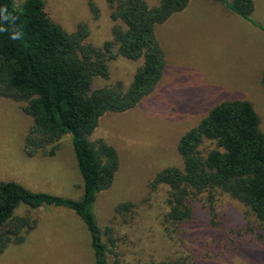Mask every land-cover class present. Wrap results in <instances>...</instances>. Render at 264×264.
<instances>
[{
	"label": "rangeland",
	"instance_id": "374dc122",
	"mask_svg": "<svg viewBox=\"0 0 264 264\" xmlns=\"http://www.w3.org/2000/svg\"><path fill=\"white\" fill-rule=\"evenodd\" d=\"M24 1L16 0V8ZM43 1L49 16L67 32L81 23L88 27L84 44L102 48L111 40L115 22L112 6L104 0ZM144 1L149 7L159 3ZM253 3L252 20L264 26V0ZM155 31L165 55L163 77L132 110L103 116L90 137L113 146L121 159L113 186L93 205L101 231L110 229L114 241L108 263L264 264V229L249 208L219 191L211 200L206 192L191 195L192 219L180 227L166 217L168 188L153 184L162 169L182 168L177 140L215 104L251 102L264 132V32L212 0H190ZM140 65V60L118 56L109 62L106 79H94V88L124 91ZM24 106L0 97V182L80 200L82 179L70 136L59 139L53 155L54 145H48L28 157L24 139L32 119ZM123 203L131 205L129 210L116 212ZM15 215L36 224L21 243L4 250L0 264L94 263L89 234L73 211L51 206L32 210L21 204Z\"/></svg>",
	"mask_w": 264,
	"mask_h": 264
},
{
	"label": "trees",
	"instance_id": "16d2710c",
	"mask_svg": "<svg viewBox=\"0 0 264 264\" xmlns=\"http://www.w3.org/2000/svg\"><path fill=\"white\" fill-rule=\"evenodd\" d=\"M15 1L0 0V97L25 104L23 111L32 119L24 139L28 157L48 145H54L49 151L53 155L59 139L70 136L82 197L67 199L0 182V255L35 227L33 219L15 215L19 205L32 210L51 206L73 211L89 234L93 264H109L114 241L110 229L101 231L93 205L113 186L121 159L113 146L90 137L103 116L128 112L155 90L166 66L155 28L184 11L190 0H159L155 7L144 0H104L112 6L115 24L102 48L84 44L89 35L84 23L67 32L49 16L43 0H25L19 8ZM212 1L264 32V26L252 20L253 0ZM90 7L95 10L91 2ZM118 56L141 61L128 88H94V79H106L109 62ZM175 150L182 168L166 167L153 180L168 188L167 219L185 226L193 216L190 196L206 192L211 200L219 191L249 208L264 229V132L251 102L215 104L179 137ZM129 207L123 203L115 210L121 213Z\"/></svg>",
	"mask_w": 264,
	"mask_h": 264
},
{
	"label": "clouds",
	"instance_id": "9594fccd",
	"mask_svg": "<svg viewBox=\"0 0 264 264\" xmlns=\"http://www.w3.org/2000/svg\"><path fill=\"white\" fill-rule=\"evenodd\" d=\"M5 19H7V17H5ZM18 36H19V33H17V35L15 37H13V38H18Z\"/></svg>",
	"mask_w": 264,
	"mask_h": 264
}]
</instances>
